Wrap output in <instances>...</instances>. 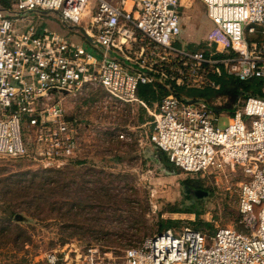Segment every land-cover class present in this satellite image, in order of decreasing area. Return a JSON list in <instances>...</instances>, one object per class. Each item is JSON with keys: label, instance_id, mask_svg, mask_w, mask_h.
<instances>
[{"label": "built area", "instance_id": "2783aa9c", "mask_svg": "<svg viewBox=\"0 0 264 264\" xmlns=\"http://www.w3.org/2000/svg\"><path fill=\"white\" fill-rule=\"evenodd\" d=\"M183 1L11 0L0 6V157L43 168L77 164L86 122L67 114L63 100L96 85L146 109L150 127L142 138L184 174L239 172L243 229L169 227L115 257L99 244L73 240L46 252L43 264H264V97L248 95L229 115L176 92L219 89L221 77L264 80V0H197L211 24L197 48L181 38ZM49 17L68 35L50 29ZM75 34L98 47L99 56L72 40ZM141 85L162 86L167 94L147 106L138 96ZM222 116L228 123L221 129ZM116 136L130 139L129 132Z\"/></svg>", "mask_w": 264, "mask_h": 264}, {"label": "rangeland", "instance_id": "374dc122", "mask_svg": "<svg viewBox=\"0 0 264 264\" xmlns=\"http://www.w3.org/2000/svg\"><path fill=\"white\" fill-rule=\"evenodd\" d=\"M182 9L183 43L200 46L210 28L204 5L184 0ZM82 45L99 56L100 49L86 39ZM231 88L228 81L201 94L191 89L176 92L204 98L232 115L248 95L234 96ZM164 95L157 88L153 102ZM63 107L86 122L77 164L43 168L0 157V264H43L46 252L73 240L99 244L115 257L169 227L191 226L206 233L219 227L243 229L237 211L240 173L190 177L167 165L166 156L142 138L150 127V115L141 104L118 101L88 84L66 96ZM227 123L228 116H222L217 125L222 129ZM121 131L129 132L130 139H118ZM188 178L199 184L200 195L186 194ZM193 205L198 217L184 212ZM168 220L174 223L167 227Z\"/></svg>", "mask_w": 264, "mask_h": 264}, {"label": "trees", "instance_id": "16d2710c", "mask_svg": "<svg viewBox=\"0 0 264 264\" xmlns=\"http://www.w3.org/2000/svg\"><path fill=\"white\" fill-rule=\"evenodd\" d=\"M1 2V1H0ZM3 3V6L5 7H9L10 6V3H11V0H2ZM199 47V46H197ZM196 46L195 47H191V48H197ZM217 81L221 84V86L225 85V83H227L229 81L230 85L232 86V93L234 96H238L240 94L242 95H254V96H260V97H264V93L261 92L262 90V87L264 85V80L262 79H259V78H253V79H249V80H245V81H241L237 78H234V77H221V78H217ZM161 87V91L162 93H164L165 95L167 94V91L162 87V86H158L157 88ZM156 89L152 88L151 86H148V85H141L139 87V91H138V96L140 99H142L143 101L147 102V103H152L154 100H155V95H156ZM163 88V89H162ZM206 89V88H204ZM208 89H211V88H208ZM191 90H194L195 92L196 91H199V92H196L197 94H201L204 92L203 89H191ZM213 90V89H212ZM154 103V102H153ZM152 103V104H153ZM160 151V150H159ZM161 152V151H160ZM163 153V152H161ZM164 154V153H163ZM165 155V154H164ZM166 156V155H165ZM166 162L167 165L171 164L166 156V159H164ZM172 165V164H171ZM189 180L187 181H190V184L189 185H185L186 188H188V186L191 185L192 182H195V180L191 179V178H188ZM188 192V191H187ZM187 195H190L189 193H187ZM194 199H197V197H195ZM184 212H190V213H193L195 214L197 217L199 216V212H197V209L194 208V205L193 206H190L188 208H186L184 210ZM174 221L173 220H168L166 222V225L165 226H169L171 224H173ZM203 225L205 226H211V224L209 222H202ZM195 229H198L196 227H193ZM200 230V229H198ZM202 231V230H201Z\"/></svg>", "mask_w": 264, "mask_h": 264}, {"label": "crops", "instance_id": "0c3cea01", "mask_svg": "<svg viewBox=\"0 0 264 264\" xmlns=\"http://www.w3.org/2000/svg\"><path fill=\"white\" fill-rule=\"evenodd\" d=\"M207 22L209 23V25L211 27L210 22L209 21H207ZM46 24L53 31H56V32H58L61 35H68L66 28L59 21H57L56 19H54L52 17H49L47 22H46ZM70 38L72 40H74L75 42H77V43H81V44L84 43V38L82 36L80 37L79 35L75 34V35H70Z\"/></svg>", "mask_w": 264, "mask_h": 264}, {"label": "flooded vegetation", "instance_id": "af4514ba", "mask_svg": "<svg viewBox=\"0 0 264 264\" xmlns=\"http://www.w3.org/2000/svg\"><path fill=\"white\" fill-rule=\"evenodd\" d=\"M187 191L189 194L193 195H200V189H199V184L197 182H192L190 186H188Z\"/></svg>", "mask_w": 264, "mask_h": 264}]
</instances>
